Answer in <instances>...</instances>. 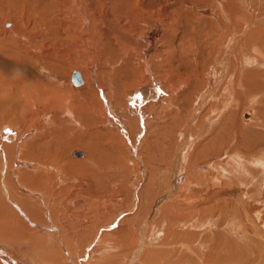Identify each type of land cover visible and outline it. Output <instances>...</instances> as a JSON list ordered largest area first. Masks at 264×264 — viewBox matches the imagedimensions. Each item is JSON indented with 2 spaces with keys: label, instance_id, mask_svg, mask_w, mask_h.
<instances>
[{
  "label": "rangeland",
  "instance_id": "1",
  "mask_svg": "<svg viewBox=\"0 0 264 264\" xmlns=\"http://www.w3.org/2000/svg\"><path fill=\"white\" fill-rule=\"evenodd\" d=\"M30 1L0 0V264H264V0Z\"/></svg>",
  "mask_w": 264,
  "mask_h": 264
},
{
  "label": "bare ground",
  "instance_id": "2",
  "mask_svg": "<svg viewBox=\"0 0 264 264\" xmlns=\"http://www.w3.org/2000/svg\"><path fill=\"white\" fill-rule=\"evenodd\" d=\"M26 2H27V0H25ZM32 1V0H31ZM30 1V2H31ZM57 1V3H55V4H47L46 3V7H44V6H42V7H38V8H35V11L36 12H34L33 14H35V15H38L39 14V16H37V18L38 17H41V20L40 19H38V20H40L41 21V23H43L42 22V20H45V22H47V23H51V22H48V18H47V13H45L44 11H50L51 12V7L52 6H55L56 8H58L57 6H61V7H64L65 9V13H70V12H68L67 11V9H70L69 7V4H68V6L69 7H66L65 6V4L63 3V2H65L64 0H60V2H59V0H56ZM77 0H74V2H76ZM28 3V2H27ZM26 3V4H27ZM121 3V2H120ZM35 5V4H34ZM72 5V4H71ZM75 5V4H74ZM78 5V4H77ZM24 3L22 4V7L24 8ZM40 6V5H39ZM80 6V5H79ZM20 7V9H23L21 6H19ZM37 7V6H36ZM72 7V6H71ZM46 8H47V10H46ZM55 9V8H54ZM38 13V14H37ZM57 13V12H56ZM62 12H59L58 13V15H60ZM73 13V12H72ZM41 15V16H40ZM85 15H86V13H85ZM127 15V14H126ZM59 17V16H58ZM213 17V16H212ZM20 18V21H21V17H19ZM65 18V17H64ZM23 19V18H22ZM98 20V19H97ZM17 21V20H16ZM64 21V20H63ZM62 21V22H63ZM67 21V20H66ZM23 22H24V20H23ZM29 22V21H28ZM44 22V23H45ZM60 22V21H59ZM74 22V20L73 19H68V25H67V27H66V29L65 30H62L63 31V33L65 32V33H71L72 31H73V26H72V23ZM13 23V27L10 29L9 28V30H12L13 28H16V32L20 29L21 31H23V29H24V27H26V25L24 26V24L23 23H21L20 25H18L16 22H12ZM40 23V22H39ZM33 25H34V23H33ZM33 25H32V27H33ZM35 25H36V23H35ZM40 25V24H39ZM44 25V24H43ZM64 26H62V28L64 27ZM215 26V25H214ZM37 27V26H36ZM46 27V26H45ZM59 27H61V25H59V24H57V26H55V27H53V29H51V30H48V34H49V37H53L54 39H56L57 41L59 40V39H61V36H59V31H58V29H59ZM28 31V30H27ZM61 32V31H60ZM101 32V31H100ZM62 33V32H61ZM73 33V32H72ZM103 33V32H102ZM25 34V33H24ZM17 35V34H16ZM100 35V34H99ZM27 36V35H26ZM43 36V35H42ZM45 36H47V35H45ZM68 36V35H67ZM101 37V36H100ZM249 37V36H248ZM103 38H105V36L103 37ZM53 39V40H54ZM249 39V38H248ZM108 41V40H107ZM27 47V46H26ZM109 48L111 49V48H114L113 46H112V44L111 43H109ZM36 50V49H35ZM174 58V57H173ZM245 59V58H244ZM168 67V66H167ZM149 71V70H148ZM168 71V70H167ZM73 72H76V74H74V75H72L73 74ZM71 75L73 76L72 77V79H75V78H78L79 80H80V84L79 85H82V83L84 84V82H86V80H85V78L82 76V73H80V71H78V70H74V71H72L71 72V74H70V77H71ZM148 76H150V73L148 74ZM143 78V77H142ZM71 79V78H70ZM156 79V78H155ZM71 81V80H70ZM151 81V80H150ZM213 81V80H212ZM214 83H215V81H214ZM257 83V82H256ZM143 86V85H142ZM159 88L160 89H163V92H166V90L163 88V86L161 85H159ZM103 89V88H102ZM135 93V95H133V94H131L130 95V98L129 99H127V101H126V108L125 109H122V111L125 113V112H127L128 113V115L129 116H135V118L137 117V119H136V121L137 122H135L136 124V126L138 127V130H139V132H142V130H141V123H142V121H143V127H144V129L145 130H147V127L145 126V123H146V119L147 118H145V115L147 114L146 112H145V107H146V105H144V103H147V102H145L144 100L148 97V98H153L154 99V97H156L157 98V96H159L160 94H158L157 92H156V90H155V88L153 87V89H152V87H150V85L149 86H147L146 88H143V87H140L139 89H135V91H134ZM108 92H106L104 89H103V92H102V94H103V99L102 98H100L98 95V97H99V101L101 102V104H102V108H104V109H107V110H111V111H113L114 112V117H116L117 118V120L119 119H121V114H119V111L118 110H120V108H117L115 105H113L114 103H112L111 102V100L109 99V97H108V94H107ZM149 93V95L147 96V94ZM161 96V95H160ZM169 96V95H168ZM160 98V97H159ZM158 99V98H157ZM148 102L150 101V100H147ZM159 101V100H158ZM144 102V103H143ZM141 104H143L144 106H141ZM106 114V113H105ZM150 114V113H149ZM122 117H124V115L122 116ZM252 117V111H250V110H247V111H245V113H244V118L245 119H249V118H251ZM112 118V117H111ZM128 118H130V117H124V121H125V119H126V122L125 123H123L124 124V126L126 127V130H127V133H128V136H129V138H130V136L132 135L131 134V132L132 131H130L131 129V126L127 123L128 121ZM113 119V118H112ZM123 119V118H122ZM251 123V122H250ZM118 125V124H117ZM264 125V124H263ZM123 126V125H122ZM130 126V127H129ZM4 127H6V126H4ZM3 127V128H4ZM10 128H12V130L14 129L13 127H9V129H7L8 130V132L7 133H5L6 135L3 137V135H2V137L6 140V142H5V144L7 143V142H9L8 140L10 139V136H8V133L9 132H11V133H13V131L10 129ZM247 128V127H246ZM139 132L137 131V134H135L134 135V139L136 138V136L139 134ZM6 138H8V140L6 139ZM124 139H125V137H124ZM14 140V139H13ZM11 142V141H10ZM1 143V142H0ZM7 145V144H6ZM5 145V146H6ZM2 146V145H1ZM0 146V147H1ZM8 146V145H7ZM3 152V151H2ZM79 154H81V152H79ZM4 155H5V153H4ZM4 155H3V157H4ZM5 159H6V157H4ZM5 187L7 188V185L5 184ZM10 198V197H9ZM8 199V198H7ZM11 202H12V204H13V206L12 207H18L17 209L18 210H21L22 212H24L25 213V208L21 205V204H19L18 202H16V201H13V200H10ZM16 210V209H15ZM17 211V210H16ZM20 211V212H21ZM18 212V211H17ZM19 214V213H18ZM259 216V215H258ZM121 220H122V218H120ZM120 220V221H121ZM115 220H113V222H114ZM119 221V222H120ZM113 222H111V223H113ZM110 224V223H109ZM264 226V225H263ZM1 249V248H0ZM2 250H0V252H1ZM4 255L5 254H2V252L0 253V256L2 257H4ZM6 256V255H5ZM49 256V255H48ZM0 257V258H1ZM7 258V262L9 263V264H15V263H13V261H11L10 259L11 258H8V257H6ZM22 260H24L23 258H22ZM4 261V260H3ZM26 261V260H25ZM27 262V261H26Z\"/></svg>",
  "mask_w": 264,
  "mask_h": 264
},
{
  "label": "water",
  "instance_id": "3",
  "mask_svg": "<svg viewBox=\"0 0 264 264\" xmlns=\"http://www.w3.org/2000/svg\"><path fill=\"white\" fill-rule=\"evenodd\" d=\"M74 74H76V72H73L72 75H74ZM72 75H71V77H70V78H71V79H70V80H71V84H73L74 86H78V85L80 84V80H79L78 78L72 79V77H73ZM79 152H80V151H79ZM79 152L76 151V150H74V151L72 152V155L75 156V155H76L77 153H79Z\"/></svg>",
  "mask_w": 264,
  "mask_h": 264
}]
</instances>
